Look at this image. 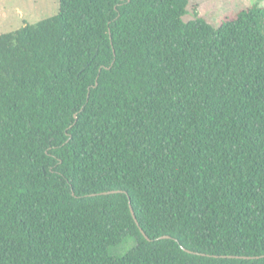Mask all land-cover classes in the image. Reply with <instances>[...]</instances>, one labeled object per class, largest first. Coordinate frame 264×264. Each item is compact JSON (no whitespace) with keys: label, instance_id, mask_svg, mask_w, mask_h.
<instances>
[{"label":"trees","instance_id":"1","mask_svg":"<svg viewBox=\"0 0 264 264\" xmlns=\"http://www.w3.org/2000/svg\"><path fill=\"white\" fill-rule=\"evenodd\" d=\"M189 5L59 0L0 33V264H264L215 256L264 254V6Z\"/></svg>","mask_w":264,"mask_h":264},{"label":"rangeland","instance_id":"2","mask_svg":"<svg viewBox=\"0 0 264 264\" xmlns=\"http://www.w3.org/2000/svg\"><path fill=\"white\" fill-rule=\"evenodd\" d=\"M259 2L264 6V0H190L188 12L184 21L195 18L196 13L205 18L212 26L233 17L239 10ZM59 0H0V33L15 30L26 23H35L58 12ZM134 241L112 250V254L122 255Z\"/></svg>","mask_w":264,"mask_h":264},{"label":"water","instance_id":"3","mask_svg":"<svg viewBox=\"0 0 264 264\" xmlns=\"http://www.w3.org/2000/svg\"><path fill=\"white\" fill-rule=\"evenodd\" d=\"M113 193V192H122V190H112V191H105L103 193ZM130 203V208H131V212H132V215L133 217L135 218V220L138 222L137 218H136V215H135V212H134V209L131 205V202L129 201ZM142 233L146 236L147 239H151L142 229H141ZM162 237H170L169 235H165V236H162ZM187 251L189 252H192L191 250H188L186 249ZM202 254H205V253H202ZM215 256H222V257H239V258H258V257H264V254L263 255H258V256H246V255H233V254H222V255H215Z\"/></svg>","mask_w":264,"mask_h":264}]
</instances>
